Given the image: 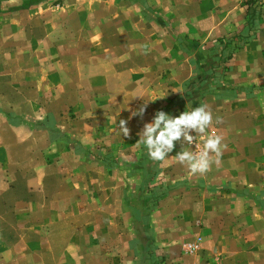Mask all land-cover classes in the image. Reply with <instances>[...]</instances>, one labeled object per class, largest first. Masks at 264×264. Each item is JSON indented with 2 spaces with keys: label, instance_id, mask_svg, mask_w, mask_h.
I'll use <instances>...</instances> for the list:
<instances>
[{
  "label": "crops",
  "instance_id": "1",
  "mask_svg": "<svg viewBox=\"0 0 264 264\" xmlns=\"http://www.w3.org/2000/svg\"><path fill=\"white\" fill-rule=\"evenodd\" d=\"M195 4L196 9L187 8L189 11L179 20L182 22H178L183 36L212 44L220 37L233 38L246 32L241 0H196ZM16 16H0L2 264H219L220 254L224 257L221 264H246L243 254L239 260L230 261L232 247L219 245L218 241L231 228L245 235L256 231L261 239L264 237V225L257 229L249 224L253 212L250 200H263L264 204V161L255 166L237 156L243 151V142L237 138L248 136L245 126L250 125V115L256 116L252 124L256 130L251 135L264 139V92L257 90L252 96L244 92L216 95L221 85L214 77L205 91L194 92V98H178L173 109H181L180 113L191 110L192 99L198 101L196 106L209 105L214 119L206 134L215 132L229 140L219 164L214 163L204 176L191 175L186 166L176 162L175 155L181 150L179 142L163 162L157 163L143 147L132 149L143 124L150 122L157 110L175 104V97L188 92L187 82L200 72L194 54L183 48L186 44L182 42L178 47L173 39L165 38L155 48L153 22L149 20L148 24L144 19L146 31L129 34L145 41L144 45L126 43V36H121L120 43L122 38L124 41L115 48L99 40L103 49L98 54L90 56V52L82 51L73 65L66 62L65 66L73 68L67 67L65 72L64 62L57 58L49 69L43 68L40 56H36L39 61L27 64L31 49L26 42V22ZM260 21L264 22V9ZM13 28L16 33L9 32ZM36 30L29 35L34 49L41 50L43 35L40 28ZM260 41L264 44V31ZM82 44L71 48L79 49ZM251 44L230 59L226 72L229 79L241 76L234 83L244 89L263 79L251 68L255 57ZM257 52L259 59L264 58L263 52ZM43 72L73 74L66 77L65 86L51 87L54 90L49 104L57 103L61 89L69 90L76 104L98 108L110 104L91 100L93 89L114 98L111 103L121 107L106 116L101 127L88 122L90 113L87 120L76 116L74 128L63 126L57 109L51 110L45 121L52 118L56 124L43 128L41 112L26 114L19 110L26 104L27 74ZM225 86L229 88V82ZM70 97L66 102L74 104ZM33 103L40 101L33 99ZM142 104L147 105L143 119H129V109L136 110ZM216 117L223 122L216 123ZM120 119L129 120L130 138L119 133ZM202 138L197 135L195 145L201 146ZM257 143L263 144L260 140ZM195 145L183 147L195 151ZM43 150L49 160L43 159ZM107 154L113 160H107ZM251 168L257 170L256 181L249 179ZM147 185L155 186L159 194L143 192ZM253 185L259 192L249 196L247 190ZM255 215L264 224V208L258 206ZM235 219H244L245 224L234 227ZM226 223L228 228L224 227ZM199 236L203 238L201 244L195 242ZM191 244L198 254L183 251ZM259 260L264 264V239Z\"/></svg>",
  "mask_w": 264,
  "mask_h": 264
},
{
  "label": "rangeland",
  "instance_id": "2",
  "mask_svg": "<svg viewBox=\"0 0 264 264\" xmlns=\"http://www.w3.org/2000/svg\"><path fill=\"white\" fill-rule=\"evenodd\" d=\"M195 1L196 0H0V16L17 15L16 17L19 18L20 21L25 19L27 27L25 30L26 42L29 46V50L31 49L30 53L27 54L26 62L32 65L33 60L39 61V57L36 56H40L43 68L48 69L53 68L54 64H56L55 58H57L59 62H64L63 69L65 72L67 67V70L72 69L73 67L70 65H73L72 62L77 60V55L81 54L82 51L84 54L90 52V56H94L98 54L99 49H103L100 46L102 41L99 40H104L106 45H109L110 48H115L124 41V38H122L120 43L121 36H126V43L131 42L135 44V46L144 45L145 41L135 40L140 38L135 36L130 37L131 34H140L146 31L145 24L143 23L144 19L148 20V24L149 20L153 22L155 48H159L160 44H162V39L165 38L168 40L173 39L175 45L177 46L178 44V47H181L183 42L186 44L183 46L186 51L192 52L197 61L200 59L201 63L205 62L202 64V70L208 71V74L211 73L210 63L216 56V59L218 58L215 66L217 71L202 82H199L196 87H192L189 80L186 84L188 92L185 90L182 95L176 96V103H171V106H166L163 110L172 116H178L180 114L181 109L180 111H178V109H173L178 102V98L181 101L188 96L194 98V92L201 93L200 91L205 87L208 88L207 85H209L210 79L214 77L218 80V84L221 85L216 95H227V93L237 95L238 93L244 92L246 95L252 96L254 91L256 92L259 90L264 92V58L259 59L257 57V51L264 53V44L260 43L262 42L260 39L264 31V22L260 21L263 16L264 0H255L253 2L250 0H241V6L245 9L246 32L242 35L235 34L233 38L220 37L218 40L221 38L224 39L227 48H223V45L220 44L219 41H215L212 44H202L199 40L181 34L182 31L178 22H182L179 20L183 19L185 12L189 11L187 8L196 9L197 4H195ZM140 18H142V20H139ZM39 28L43 35L41 50H39V48L34 49L32 38L29 35L30 33L33 34L34 31L37 32L36 29ZM9 32L16 33L17 29L13 28ZM257 42H259L260 45ZM81 44L83 45L81 48L77 49V47H75L74 50H72L71 47H73V45H79L80 47ZM249 44H251L252 50L255 53H253L255 57H252L254 59L251 58L253 60V66L251 68L254 72H259V76H262L263 79L257 82V84H253L251 86L252 88L244 89L245 87L234 83L237 82V78L241 79V76L229 79L226 78V72L228 71L227 68L230 59ZM105 48L107 49L108 46ZM122 48L124 49L125 47L122 46ZM214 49H216V51H214ZM66 62L71 63L65 66ZM261 65L263 67H261ZM65 72H58L57 74L48 72L27 74L25 84V90L27 92L26 104H22L19 110L21 112H26V114L29 112H35L36 114L37 112H41L43 119L41 117L39 118L42 119L41 123L44 121L42 127L48 129L56 124L55 120L52 118L45 121L47 119L45 116L51 114L49 113L51 110L57 109L63 126L69 124L70 128H74L72 121L76 119V116H78V119L81 118V120L82 118L87 120V118L91 116L88 122L94 125L100 124L99 126L101 127L106 122V119H104L106 116H111V113L114 114V110L118 111L120 109L121 106L111 103L114 98L111 100V98L105 96L104 92L101 93L99 90L93 89H90L91 100L97 102H110V104L105 103V105H102L103 107L100 105V108L95 105H83V103L76 104V99L70 97V91H65L63 89L58 91L56 97L57 103L54 105L49 104V97L54 90L51 87L55 86V84H63L65 86L67 83L66 77L68 76L70 78L73 76V74ZM74 73L77 77L80 75V72ZM195 75L197 77H202L200 73ZM57 77L58 80H56ZM255 80L258 81L259 79ZM227 82H229V88L225 86ZM74 83L76 84L78 82L74 81ZM78 84L80 85L81 83ZM62 90L65 92H62ZM92 91L95 93H91ZM206 91L209 92L208 90ZM68 97L74 99V104L66 102ZM199 98L200 96L198 95L195 99L198 100ZM33 99H35V101H40V104L33 103ZM192 100L189 102V107H197L196 102L198 101L194 102V100ZM127 107L128 106H125V109ZM39 108L40 110H38ZM88 113H90V116H87ZM249 117L250 125L245 126L246 130H248V136L237 138L243 142L241 143L243 151L238 153L237 156H239L240 159L243 158L246 163L256 166L257 163H263L261 161H264V154H262V152H264V139L257 136V134L251 135L253 130H256L253 129L252 126L253 122L256 120V116L250 115ZM108 123L107 121L106 124ZM30 124H33V121L30 122ZM259 140L263 142V144H258L257 142ZM203 141L204 137L201 140V148L203 147ZM228 141L227 137H223L224 144L228 143ZM44 152L43 150V159L49 160L50 157ZM224 154L225 153H222V155ZM108 155L109 154H107L106 159L110 161L113 160L112 156ZM154 162L157 163V161ZM254 173H257V170L251 168L249 174V179L251 181H256L258 178L257 174ZM226 187L228 189L230 188V186ZM152 188H155V186L150 187V185H147L142 189L143 192H149ZM247 191L249 196H255L258 194L259 189L257 190V187L253 185V187H250ZM234 192L235 194L238 193V191H235V188ZM262 197H264V193ZM250 202L251 204L249 206L253 209V212L249 219V224L254 225L255 228L258 229L264 224L262 221H258L259 217L256 216L257 214L254 216V214L257 213L258 206L264 208L263 200L257 201L255 198L254 200L252 198ZM233 223L234 227H236L237 225L245 224V220L235 219ZM224 227L228 228V223H226ZM231 230L225 231V238L218 241L219 245L224 244L232 247L229 260H239L243 254L242 257L246 264H260L259 254L263 251L264 237L262 236L261 239V234L256 231H250L245 235L244 233L241 234ZM195 242L201 244L203 238L199 236L195 238ZM191 245L192 246L189 247L187 245L184 246L183 251L186 254H198L199 250L197 248L194 249L193 244ZM195 246L197 245L195 244ZM2 253L3 250L0 244V264H2ZM222 258L224 257L220 254L218 260L219 264H221Z\"/></svg>",
  "mask_w": 264,
  "mask_h": 264
},
{
  "label": "clouds",
  "instance_id": "3",
  "mask_svg": "<svg viewBox=\"0 0 264 264\" xmlns=\"http://www.w3.org/2000/svg\"><path fill=\"white\" fill-rule=\"evenodd\" d=\"M147 105L142 104L138 109H129L132 117L143 119ZM213 114L209 105L201 103L199 106L185 110L178 116H172L163 110H157L150 122H145L137 133L139 139L133 150L146 149L147 155L153 161L163 162L169 153H172L176 143L179 142L181 150L175 155L176 162L186 166L191 175L204 176L213 164H219V157L227 147L223 143V137L213 132L206 134V130L213 124ZM216 123H222L221 117L215 118ZM129 120L120 119L119 133L124 138H130L131 129ZM195 133L196 135H193ZM197 135L204 137L203 147L195 145ZM195 145L196 150H186L183 145Z\"/></svg>",
  "mask_w": 264,
  "mask_h": 264
},
{
  "label": "trees",
  "instance_id": "4",
  "mask_svg": "<svg viewBox=\"0 0 264 264\" xmlns=\"http://www.w3.org/2000/svg\"><path fill=\"white\" fill-rule=\"evenodd\" d=\"M251 2H253V1H255V0H250ZM219 42H220V44H222L223 45V48H227V44H225V40L224 39H220V40H218ZM224 50V49H223ZM214 51H216V49H214ZM218 59V58H217ZM217 59H216V56H215V58L211 61V63H210V70H211V73L210 74H208V71H206V70H202V64L203 63H205V62H203V63H201V60L200 59H198V65H199V70H200V76H202V77H194L193 79H191L190 80V82L189 83H191V85H192V87H196V85L197 84H199V82H202L204 79H206L207 77H209L211 74H214L215 73V71H217L216 69H215V66H216V64H217ZM203 73V74H202ZM202 74V75H201ZM189 90H190V88H189ZM149 192H151V193H154L155 195L156 194H159V192H160V190H158L157 188H152V190L151 191H149ZM159 260H162L161 258H159Z\"/></svg>",
  "mask_w": 264,
  "mask_h": 264
}]
</instances>
